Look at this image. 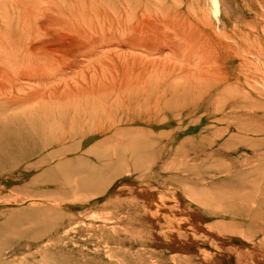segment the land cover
Listing matches in <instances>:
<instances>
[{
  "label": "rangeland",
  "instance_id": "obj_1",
  "mask_svg": "<svg viewBox=\"0 0 264 264\" xmlns=\"http://www.w3.org/2000/svg\"><path fill=\"white\" fill-rule=\"evenodd\" d=\"M0 264H264V0H0Z\"/></svg>",
  "mask_w": 264,
  "mask_h": 264
},
{
  "label": "bare ground",
  "instance_id": "obj_2",
  "mask_svg": "<svg viewBox=\"0 0 264 264\" xmlns=\"http://www.w3.org/2000/svg\"><path fill=\"white\" fill-rule=\"evenodd\" d=\"M126 40V39H125ZM128 40V39H127Z\"/></svg>",
  "mask_w": 264,
  "mask_h": 264
}]
</instances>
